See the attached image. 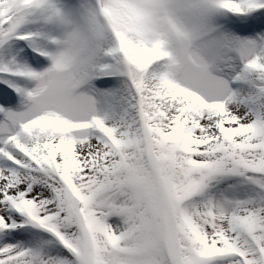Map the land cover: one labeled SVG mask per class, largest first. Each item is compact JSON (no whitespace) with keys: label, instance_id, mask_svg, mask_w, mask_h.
I'll return each mask as SVG.
<instances>
[{"label":"snow or ice","instance_id":"1","mask_svg":"<svg viewBox=\"0 0 264 264\" xmlns=\"http://www.w3.org/2000/svg\"><path fill=\"white\" fill-rule=\"evenodd\" d=\"M0 264H264V0H0Z\"/></svg>","mask_w":264,"mask_h":264}]
</instances>
